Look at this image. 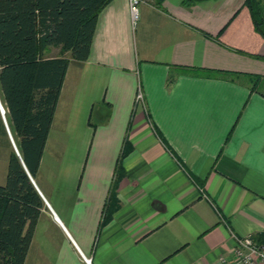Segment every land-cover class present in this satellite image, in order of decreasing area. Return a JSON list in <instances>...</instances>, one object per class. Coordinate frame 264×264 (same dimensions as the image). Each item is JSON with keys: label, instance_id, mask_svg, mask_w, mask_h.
I'll use <instances>...</instances> for the list:
<instances>
[{"label": "crops", "instance_id": "obj_1", "mask_svg": "<svg viewBox=\"0 0 264 264\" xmlns=\"http://www.w3.org/2000/svg\"><path fill=\"white\" fill-rule=\"evenodd\" d=\"M185 1L100 13L30 178L45 207L25 264H219L235 237L264 245V38L247 0Z\"/></svg>", "mask_w": 264, "mask_h": 264}, {"label": "trees", "instance_id": "obj_2", "mask_svg": "<svg viewBox=\"0 0 264 264\" xmlns=\"http://www.w3.org/2000/svg\"><path fill=\"white\" fill-rule=\"evenodd\" d=\"M112 1L0 0V99L21 156L11 153L0 185V264L26 263L45 207L30 178L38 175L69 66L88 60L98 17ZM246 6L264 38V5L247 0ZM51 48L60 56L47 57ZM122 175L120 163L108 202ZM110 207L101 226L111 219Z\"/></svg>", "mask_w": 264, "mask_h": 264}, {"label": "built area", "instance_id": "obj_3", "mask_svg": "<svg viewBox=\"0 0 264 264\" xmlns=\"http://www.w3.org/2000/svg\"><path fill=\"white\" fill-rule=\"evenodd\" d=\"M141 0H131V10L134 20L138 17V5ZM138 104H143L144 97L141 91L136 97ZM0 112L5 118L6 111L0 105ZM11 135V134H10ZM236 246L232 251V256H222L219 258V264H264V245L255 243L251 238L235 237ZM86 264H92L91 258L83 256Z\"/></svg>", "mask_w": 264, "mask_h": 264}, {"label": "rangeland", "instance_id": "obj_4", "mask_svg": "<svg viewBox=\"0 0 264 264\" xmlns=\"http://www.w3.org/2000/svg\"><path fill=\"white\" fill-rule=\"evenodd\" d=\"M261 2L264 5L263 0H261ZM59 54H60V50L51 49L47 53V57H53V56H57ZM68 57H70V55H68ZM0 105L3 106L1 99H0ZM95 116H96V114H94V116L92 117V121L96 123V117ZM0 123L3 124L4 131H5V133H3V134L0 132V183H1L2 173L3 172L6 173V171L8 169L7 166L5 165V158L8 157V155L11 152H15V149H18V148L16 145L15 138L11 132L10 126L8 124V121H7V113L5 114V118H3V116L0 112ZM50 155H51L50 149H48L46 156H50ZM18 157L21 158L20 153L18 154ZM3 182L5 183V181H3ZM53 215L55 217V214H53Z\"/></svg>", "mask_w": 264, "mask_h": 264}, {"label": "water", "instance_id": "obj_5", "mask_svg": "<svg viewBox=\"0 0 264 264\" xmlns=\"http://www.w3.org/2000/svg\"><path fill=\"white\" fill-rule=\"evenodd\" d=\"M15 153H16V155L18 156V154H19L18 149H15Z\"/></svg>", "mask_w": 264, "mask_h": 264}]
</instances>
